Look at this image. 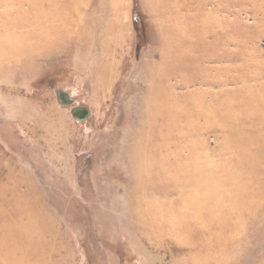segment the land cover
<instances>
[{
	"label": "rangeland",
	"instance_id": "374dc122",
	"mask_svg": "<svg viewBox=\"0 0 264 264\" xmlns=\"http://www.w3.org/2000/svg\"><path fill=\"white\" fill-rule=\"evenodd\" d=\"M28 215L42 263L264 264V0H0V264Z\"/></svg>",
	"mask_w": 264,
	"mask_h": 264
},
{
	"label": "bare ground",
	"instance_id": "6f19581e",
	"mask_svg": "<svg viewBox=\"0 0 264 264\" xmlns=\"http://www.w3.org/2000/svg\"><path fill=\"white\" fill-rule=\"evenodd\" d=\"M13 8V5L10 6L8 9L11 10ZM7 9V10H8ZM35 11H37L35 9ZM218 85V84H216ZM248 90V89H246ZM252 91H248V94L252 95L253 97L256 96L257 92L258 94H262L261 92H259L256 88H252ZM255 91V92H254ZM190 94V93H189ZM186 103V106L188 107H193V109L191 110L192 112L189 114H186L184 116H180L178 118V120H180L181 122H184L186 124L187 130H190L191 133H197L201 128H197L200 127L201 125H212L213 122L215 123L216 121L222 125V126H227V124L229 123V121H227L228 119H235V115L237 114L238 116L241 113L240 108L237 106L235 107V103H228L227 101H224L222 103H217L216 104V109L211 108V106L209 104H205L203 102H199V98H195L193 97V95L190 94L189 99L186 101H183ZM243 102L245 103V105H248L249 102L245 99H243ZM182 104V103H181ZM181 106V105H180ZM183 107V105H182ZM248 107H251V105H249ZM212 112H211V110ZM189 111V110H188ZM215 114H214V113ZM218 113V114H217ZM219 117L218 115H222L224 117H227V120H218L216 117ZM193 126V127H192ZM204 129V128H203ZM198 134V133H197ZM182 144V143H181ZM199 146V143H197ZM170 151V150H169ZM192 155L196 156L197 153L196 149L194 151V148L192 149ZM192 162L193 163H197L198 164V159L196 157H193ZM189 172V171H188ZM187 173H185L186 175ZM205 178H203L202 176L200 177V180L196 182V187L198 186V195H201L202 193H204L206 190H209L210 188L208 187V185L205 184ZM199 202L203 203V200L200 199ZM213 201H208L206 203L212 205ZM204 203L205 205H208ZM19 215V214H18ZM169 220V218H167V221ZM19 221V220H16ZM25 226L29 227V228H33L36 227L35 232L33 233H28L27 235L24 233H20L18 231H14L12 233V235H15L16 232L19 236V238H21V240H29V253L31 254L30 256V264H56V262L53 261H49L48 263H42L37 257L38 255L41 257H46L48 253L50 254H57V250L53 247V245H49L47 244L48 242H45V237L47 235L46 231L44 230V228L38 227L35 217L28 215L25 221ZM38 227V228H37ZM27 229V228H26ZM9 234L11 235V233L9 232ZM33 237H35L33 239ZM8 254V253H7ZM14 256H11L10 258L13 259Z\"/></svg>",
	"mask_w": 264,
	"mask_h": 264
},
{
	"label": "water",
	"instance_id": "95a60500",
	"mask_svg": "<svg viewBox=\"0 0 264 264\" xmlns=\"http://www.w3.org/2000/svg\"><path fill=\"white\" fill-rule=\"evenodd\" d=\"M57 101L62 106H72L74 104L70 95L64 91H59L57 93ZM71 115L74 120L78 122H85L89 119L90 111L86 108L75 106L71 109Z\"/></svg>",
	"mask_w": 264,
	"mask_h": 264
}]
</instances>
